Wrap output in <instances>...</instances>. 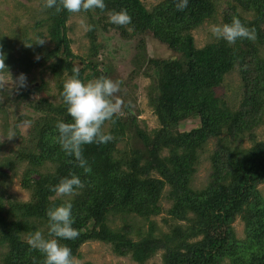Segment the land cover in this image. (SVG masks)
Wrapping results in <instances>:
<instances>
[{
	"label": "trees",
	"instance_id": "trees-1",
	"mask_svg": "<svg viewBox=\"0 0 264 264\" xmlns=\"http://www.w3.org/2000/svg\"><path fill=\"white\" fill-rule=\"evenodd\" d=\"M177 2L159 0L149 9L142 0H104V10L81 12L88 14L92 26L87 33L91 48L86 57L72 52L68 22L73 14L63 9L47 8L46 18L38 23L46 28L50 49L25 36L17 56L15 45L0 35V71L17 70L18 76L42 62L56 78L78 75L87 81L105 76L114 81L113 69L97 60L99 28L114 30L127 40L152 34L175 54L171 59L140 57L137 62L139 72L152 80L149 106L159 128L143 132L137 116L119 99L122 110L102 125L112 139L83 146L88 172L65 154L57 140L56 123L71 122L61 97L63 82H58L56 101L42 97L29 103L33 115H24L30 125L28 136L17 151L0 158V247L5 249L0 264H43V255L30 248L28 239L37 230L48 237L46 210L65 200L72 203V226L78 237L59 242L75 258L81 257L85 243L98 241L137 264L147 263L161 251V264H264V195L259 190L264 186V141L250 135L253 145L249 148L229 144V139L236 141L264 122V0H233L222 12V24L236 17L254 30V40L240 39L228 45L217 39L203 48H197L193 32L216 19L217 3L188 0L187 7L178 10ZM121 9L131 17L130 23L110 24L109 13ZM36 36L45 38L40 32ZM236 70L245 95L240 107L233 109L217 95V89ZM39 85L27 90L24 83L20 99L45 90L44 77ZM2 113L6 114L3 106ZM23 121L19 118L14 124L17 136ZM189 121L197 122V127L186 129ZM132 134L141 147L132 146L130 153L122 151L119 144ZM212 140L217 141V149L210 157V181L203 190L194 189L201 155ZM23 165L21 186L31 198L27 202L9 200L5 195L9 172L17 175ZM71 174L80 178L83 187L68 199L55 196L52 186ZM166 187L172 204L168 214L175 223L168 233L156 234L151 222L149 230L136 240L129 228L110 227L111 217L136 216L150 221L161 215ZM237 219L244 223L245 238L241 240L233 227ZM183 222L186 224H178Z\"/></svg>",
	"mask_w": 264,
	"mask_h": 264
},
{
	"label": "rangeland",
	"instance_id": "rangeland-1",
	"mask_svg": "<svg viewBox=\"0 0 264 264\" xmlns=\"http://www.w3.org/2000/svg\"><path fill=\"white\" fill-rule=\"evenodd\" d=\"M214 1L219 7L216 19L206 22L193 32L197 48H203L208 43L217 40L209 31V26L213 24L223 25L222 12L230 3H233V0ZM142 2L150 9L157 5L159 0H142ZM46 10L44 0H0V35L4 40L15 45L14 51L17 56H19L18 52L24 37L37 40V32L45 35L44 44L48 47L47 49L53 47L47 36L46 28L41 24L38 25L41 20L46 18ZM88 25H90L88 14L81 12L73 14L68 22V35L72 40L71 49L79 57H86L90 53L91 43L89 37H87ZM96 33L98 37L97 43H99L97 60L102 61L104 65L113 69L115 72L113 74L114 81L119 82V93L115 98L122 99L128 105L134 116H137L138 127L143 132L151 133L159 128L157 117L149 106L148 89L152 84V80L145 77L143 71L139 72L137 62L140 57L146 59H171L175 57V54L166 45L154 39L152 34L141 35L127 40L114 30L104 31L99 28ZM42 65L43 63L41 62L30 69V72L25 74L26 80L24 83L25 87L29 86L27 90L34 89L35 86H40L41 78L44 77L47 82V88L31 93L29 98L24 100L19 97V92L24 90L18 79L17 70L11 69L6 73L0 71V158L9 155L10 151H17L23 142L22 139L28 136L30 125L25 121L24 115H30L31 113L33 115V110L29 107V103L42 97H48L51 101H56L58 98V82L62 81L64 83L69 78L68 75L63 78L53 77ZM31 81H34L33 84L30 83ZM217 95L231 108L238 109L240 107L245 91L238 70L226 76L222 86L217 89ZM2 106L6 110V114L2 113ZM19 118H23L24 121L18 125L20 136H17L15 135L14 124L17 123ZM197 125V122L189 121L184 127L192 129L197 127ZM250 135L256 137L257 141H264V122L251 133H247L246 136L236 141L229 139V144L232 146L240 144L242 148H249L253 145ZM134 136L135 134H132L131 139L121 142L119 148L123 149L122 151L124 152L130 153L132 146L141 147L139 138ZM129 144L131 145L129 146ZM216 149L217 141L212 140L202 153L200 164L193 179L194 189L203 190L208 185L212 172L210 157ZM24 168V165L21 166L17 175L9 172L10 178H7L8 183H6L7 189L5 191V195L7 197L10 196L9 200L27 202L31 198V193L21 186ZM168 190L169 187H166L161 201L163 208L161 215L151 218L150 221L136 216L111 217L110 227L113 229L127 227L132 232L131 237L136 240L149 230L151 222L156 227V234L168 233L172 225H175L168 214V210L172 206L167 198ZM259 190L264 195L263 185L259 186ZM60 197L64 199L70 198ZM178 224L184 225L186 223ZM233 227L236 237L240 240L244 239V223L237 219ZM4 251L5 249L0 247V259ZM162 254V251L159 252L145 264H161ZM80 255V258H76L78 264L85 262L93 264H137L130 256L119 257L114 254L110 245L98 241L85 243L80 249Z\"/></svg>",
	"mask_w": 264,
	"mask_h": 264
},
{
	"label": "clouds",
	"instance_id": "clouds-1",
	"mask_svg": "<svg viewBox=\"0 0 264 264\" xmlns=\"http://www.w3.org/2000/svg\"><path fill=\"white\" fill-rule=\"evenodd\" d=\"M187 4L188 0H178L176 7L178 10H183ZM44 6L48 9L54 8L56 11L63 9L69 14L105 9L104 0H44ZM130 21L131 17L124 9L118 12L112 11L108 15V22L113 25L123 26L129 24ZM91 27L88 25L87 29L91 30ZM209 31L213 37L224 40L228 45L235 44L240 39H255L254 30L245 27L236 17H233L231 23L210 25ZM44 42V39L37 38L35 44L42 45ZM73 72L76 73L77 70L73 69ZM18 79L21 86H24L26 80L24 74H20ZM118 90L119 82L105 76L85 81L78 75H73L63 83L61 97L71 117V122L58 121L56 123L57 140L65 154L74 157L79 167L85 172L90 171V168L82 155L83 146L93 143L102 144L112 139L110 134L103 132L102 125L105 121L112 120L121 111V101L113 100ZM82 187L83 183L80 178L71 174L52 186L50 191L57 197H70ZM46 216L48 237L46 238L39 230L33 232L28 239L30 248L43 255V264H77L71 249L59 242L78 237V231L72 226L74 218L71 201L65 200L47 209Z\"/></svg>",
	"mask_w": 264,
	"mask_h": 264
},
{
	"label": "water",
	"instance_id": "water-1",
	"mask_svg": "<svg viewBox=\"0 0 264 264\" xmlns=\"http://www.w3.org/2000/svg\"><path fill=\"white\" fill-rule=\"evenodd\" d=\"M38 86V85H37Z\"/></svg>",
	"mask_w": 264,
	"mask_h": 264
}]
</instances>
